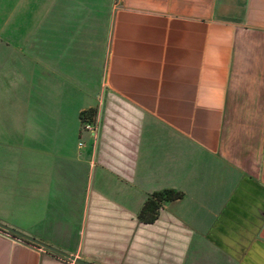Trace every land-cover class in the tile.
Here are the masks:
<instances>
[{
  "label": "crops",
  "instance_id": "1",
  "mask_svg": "<svg viewBox=\"0 0 264 264\" xmlns=\"http://www.w3.org/2000/svg\"><path fill=\"white\" fill-rule=\"evenodd\" d=\"M33 43L0 224L91 264H264V0H51ZM0 264L76 263L0 230Z\"/></svg>",
  "mask_w": 264,
  "mask_h": 264
},
{
  "label": "rangeland",
  "instance_id": "2",
  "mask_svg": "<svg viewBox=\"0 0 264 264\" xmlns=\"http://www.w3.org/2000/svg\"><path fill=\"white\" fill-rule=\"evenodd\" d=\"M50 1L0 0V62L6 65L0 72V80L3 79L2 84L4 82L5 87L7 86L6 94H0V104H17L14 98L19 97V86H23L24 82L28 85L34 81L36 10L42 5L49 6ZM25 41L31 43L30 57H23L16 49L24 48ZM80 122L83 123L81 120Z\"/></svg>",
  "mask_w": 264,
  "mask_h": 264
},
{
  "label": "trees",
  "instance_id": "3",
  "mask_svg": "<svg viewBox=\"0 0 264 264\" xmlns=\"http://www.w3.org/2000/svg\"><path fill=\"white\" fill-rule=\"evenodd\" d=\"M94 114V111L82 112L80 114V120L82 122L92 120ZM176 198H178V194L171 191H161L151 194L144 201L137 215V219L143 224L152 223L155 220L157 211L162 206V204Z\"/></svg>",
  "mask_w": 264,
  "mask_h": 264
},
{
  "label": "water",
  "instance_id": "4",
  "mask_svg": "<svg viewBox=\"0 0 264 264\" xmlns=\"http://www.w3.org/2000/svg\"><path fill=\"white\" fill-rule=\"evenodd\" d=\"M0 230L2 232L10 234V235H12V236H14L16 238H19V239H21V240H23L25 242H28V243H30V244H32L34 246H37V247H39V248H41V249H43L45 251H48V252H50L52 254H55L56 256H59L60 258L66 259V260L74 262L76 264H91V263L84 262L82 260L76 259V258H74L72 256L67 255V254H64V253L56 250L55 248H52V247H50V246H48L46 244H43V243H41V242H39V241H37V240H35L33 238L25 236V235L13 230V229H10V228L2 225V224H0Z\"/></svg>",
  "mask_w": 264,
  "mask_h": 264
},
{
  "label": "built area",
  "instance_id": "5",
  "mask_svg": "<svg viewBox=\"0 0 264 264\" xmlns=\"http://www.w3.org/2000/svg\"><path fill=\"white\" fill-rule=\"evenodd\" d=\"M82 125H83L84 130L90 131L91 133H93L94 128L92 127L90 122H83Z\"/></svg>",
  "mask_w": 264,
  "mask_h": 264
}]
</instances>
